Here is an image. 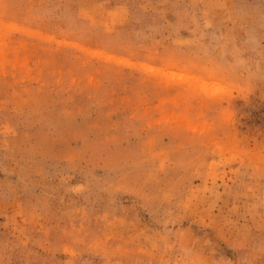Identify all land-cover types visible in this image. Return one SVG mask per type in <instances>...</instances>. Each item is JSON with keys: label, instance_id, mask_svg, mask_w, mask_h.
Wrapping results in <instances>:
<instances>
[{"label": "rangeland", "instance_id": "374dc122", "mask_svg": "<svg viewBox=\"0 0 264 264\" xmlns=\"http://www.w3.org/2000/svg\"><path fill=\"white\" fill-rule=\"evenodd\" d=\"M0 264H264V0H0Z\"/></svg>", "mask_w": 264, "mask_h": 264}]
</instances>
